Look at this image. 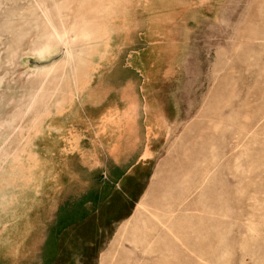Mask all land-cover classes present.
<instances>
[{
    "label": "rangeland",
    "instance_id": "rangeland-1",
    "mask_svg": "<svg viewBox=\"0 0 264 264\" xmlns=\"http://www.w3.org/2000/svg\"><path fill=\"white\" fill-rule=\"evenodd\" d=\"M123 42L125 60H108ZM112 62L146 69L170 125L100 247L75 239L89 230L50 233L36 264H264V0H0V120L15 126L0 133L40 131L59 84ZM24 198L0 203V257H32Z\"/></svg>",
    "mask_w": 264,
    "mask_h": 264
},
{
    "label": "crops",
    "instance_id": "crops-1",
    "mask_svg": "<svg viewBox=\"0 0 264 264\" xmlns=\"http://www.w3.org/2000/svg\"><path fill=\"white\" fill-rule=\"evenodd\" d=\"M126 44L120 43L121 50L115 49L107 59L124 61ZM112 64L77 68L72 90L67 93L60 86L64 94L42 116L41 130L27 132V142L18 155L0 159V203L25 197L31 222L28 241L33 249V259L0 257V264H36L35 250L44 242L48 245L50 233L60 237L61 233L89 230L94 242L87 240L82 245L86 240L81 235L75 239L81 246L100 247L107 226L120 218L114 208L140 197L137 194L170 125L171 106L147 97L146 69ZM13 167L21 170L13 173ZM15 180L20 181L17 186ZM19 183L25 195L18 191ZM36 198H40L39 207L30 211ZM69 200L76 204L66 211ZM52 215L57 216L53 224L59 226L52 225ZM35 237H39L37 244H33ZM55 246L66 247L62 243Z\"/></svg>",
    "mask_w": 264,
    "mask_h": 264
},
{
    "label": "water",
    "instance_id": "water-1",
    "mask_svg": "<svg viewBox=\"0 0 264 264\" xmlns=\"http://www.w3.org/2000/svg\"><path fill=\"white\" fill-rule=\"evenodd\" d=\"M60 86H62V85L59 84L58 89H62ZM52 107L53 106L51 105V102L49 100L48 105L46 104L44 109H43V115L48 114L49 108H52ZM42 116H34L33 118H34V120H38V122H39V120H41ZM14 128H15V126H14ZM0 129H1V127H0ZM28 131H32V130H27L26 132H19V133L17 132L16 133L17 138L13 139L12 141H10V139H8V135L6 132L0 133V159L18 155L23 150V148L25 147V144L27 142V132Z\"/></svg>",
    "mask_w": 264,
    "mask_h": 264
},
{
    "label": "bare ground",
    "instance_id": "bare-ground-1",
    "mask_svg": "<svg viewBox=\"0 0 264 264\" xmlns=\"http://www.w3.org/2000/svg\"><path fill=\"white\" fill-rule=\"evenodd\" d=\"M82 3V2H81ZM81 5V4H80ZM90 6V5H89ZM79 7H81V6H79ZM8 39V38H7ZM6 39V40H7ZM9 40V39H8ZM5 41V40H4ZM7 43V42H6ZM7 45V44H6ZM80 62H81V60H80ZM1 121H3V122H1ZM4 124H7L8 125V127H10V128H14V125L11 123V121H9V120H5V119H3V120H0V127L1 128H3V125ZM20 177V176H19ZM20 182V181H19Z\"/></svg>",
    "mask_w": 264,
    "mask_h": 264
}]
</instances>
